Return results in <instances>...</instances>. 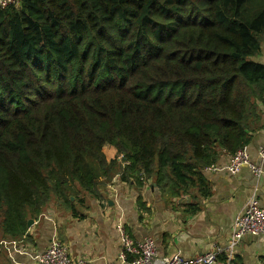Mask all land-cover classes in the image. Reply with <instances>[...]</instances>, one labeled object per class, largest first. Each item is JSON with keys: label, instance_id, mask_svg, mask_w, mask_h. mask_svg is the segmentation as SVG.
<instances>
[{"label": "trees", "instance_id": "trees-1", "mask_svg": "<svg viewBox=\"0 0 264 264\" xmlns=\"http://www.w3.org/2000/svg\"><path fill=\"white\" fill-rule=\"evenodd\" d=\"M263 47L264 0L0 7V242L51 203L78 215L115 177L200 209L205 169L259 127Z\"/></svg>", "mask_w": 264, "mask_h": 264}, {"label": "crops", "instance_id": "crops-1", "mask_svg": "<svg viewBox=\"0 0 264 264\" xmlns=\"http://www.w3.org/2000/svg\"><path fill=\"white\" fill-rule=\"evenodd\" d=\"M255 60L264 64V47ZM261 111L259 127L247 145L253 162L260 160L259 149L264 145V104ZM108 148L112 158L116 151ZM230 157L223 153L215 165H227ZM205 176L212 193L197 210L189 195L165 200L152 181L138 187L118 177L102 189L101 199L88 198L87 207L78 210L82 216L51 203L28 225L23 238L0 242V264H38L34 257L46 251L55 237L69 247L74 259H85L86 264H132L133 255L127 260L121 257L122 229L136 242L153 238L159 257L181 251L193 258L215 247L226 248L237 216L254 193L264 208V174L257 177L245 166L236 174L205 170ZM232 261L225 264H264V235L245 236L235 247Z\"/></svg>", "mask_w": 264, "mask_h": 264}, {"label": "built area", "instance_id": "built-area-1", "mask_svg": "<svg viewBox=\"0 0 264 264\" xmlns=\"http://www.w3.org/2000/svg\"><path fill=\"white\" fill-rule=\"evenodd\" d=\"M17 0H0V7H6ZM258 162L250 159L248 146L239 149L231 155L227 165L220 167L212 165L205 170H227L228 173L236 174L243 167H250L255 176L260 177L264 174V145L259 149ZM247 235H264V208L259 205L256 194L254 193L244 209L237 216L232 235L226 248L215 247L212 251L197 255L193 258H186L181 251L172 256L159 257L156 242L153 238H145L136 242L124 229L121 230L122 253L121 257L125 260L129 255H133L132 264H216L221 255H225L229 263L233 259L235 247ZM35 260L38 264H86L85 259H74L70 254L69 247L54 238L48 249L38 255Z\"/></svg>", "mask_w": 264, "mask_h": 264}, {"label": "rangeland", "instance_id": "rangeland-1", "mask_svg": "<svg viewBox=\"0 0 264 264\" xmlns=\"http://www.w3.org/2000/svg\"><path fill=\"white\" fill-rule=\"evenodd\" d=\"M261 54H259L258 56H256L255 57V59L256 58H258L259 56H260ZM107 147V148H106ZM105 147V151L107 152V156H108V159L110 160V159H114V158H117L119 161H123V158H122V155L121 154H117V152H115V155L111 158V151H110V149L108 148V147H110V148H112V149H115L114 147H111V146H109V145H107ZM115 151H116V149H115Z\"/></svg>", "mask_w": 264, "mask_h": 264}, {"label": "water", "instance_id": "water-1", "mask_svg": "<svg viewBox=\"0 0 264 264\" xmlns=\"http://www.w3.org/2000/svg\"><path fill=\"white\" fill-rule=\"evenodd\" d=\"M33 222H34L33 220H30L29 221V226H31L33 224Z\"/></svg>", "mask_w": 264, "mask_h": 264}]
</instances>
